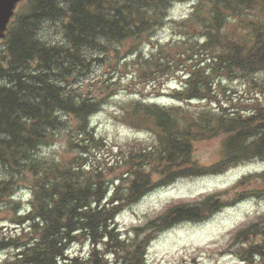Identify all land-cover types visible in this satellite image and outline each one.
Returning <instances> with one entry per match:
<instances>
[{"label": "trees", "instance_id": "1", "mask_svg": "<svg viewBox=\"0 0 264 264\" xmlns=\"http://www.w3.org/2000/svg\"><path fill=\"white\" fill-rule=\"evenodd\" d=\"M24 1L0 45V209H12L16 227L0 237V249L12 250L5 264H148L158 232L264 194L262 168L242 175L229 197L212 192L171 204L125 231L116 222L146 192L177 178L264 159V0H189V13L174 23L177 37L148 53L143 43L169 7L186 0ZM46 22L60 39L42 35ZM127 63L139 78L173 74L180 83L169 93L173 105L139 99L121 107L126 122L152 138L118 147L109 162L107 140L90 118ZM93 66L100 71L90 78ZM223 80H241L257 95H227ZM59 132L71 154L44 156L39 148ZM213 138L219 158L199 163L194 143ZM22 184L31 194L26 210L13 199ZM75 242L89 243L87 257L68 252ZM225 252L239 264H264V212L231 234Z\"/></svg>", "mask_w": 264, "mask_h": 264}, {"label": "rangeland", "instance_id": "2", "mask_svg": "<svg viewBox=\"0 0 264 264\" xmlns=\"http://www.w3.org/2000/svg\"><path fill=\"white\" fill-rule=\"evenodd\" d=\"M25 3L24 0L19 2L14 13H20ZM191 6L192 2L189 0L174 2L169 7L165 24L155 30L150 42L143 43V52L148 53L154 43H165L172 37L176 38L173 28L175 20L186 16ZM55 28L56 25L46 22L44 28L42 26L41 29L42 35L60 39ZM2 42L0 39V45ZM132 59L127 60L132 62ZM92 69L94 72L89 76L90 78L99 73L95 71H100V66H93ZM179 78L169 74L157 80H146L139 78L134 66L130 67L129 63L126 67L122 66L121 71H118L115 77L117 83L109 90L112 91L110 96L90 118L97 135L107 140L106 150L108 151L104 154V158L111 162L112 155L118 147L126 148L134 143H148L152 138L146 130L132 127L127 123L121 114V107L139 99L173 105L169 93L179 85ZM2 83L4 81L0 79V85ZM222 83L227 88V95L232 94L234 98L244 94L252 95L254 92H256L254 95H257L258 89L252 90L241 80H223ZM65 138L66 133L59 132L52 144L41 145L39 151L48 157L69 156L71 152L67 151L64 145ZM194 146L195 158L201 164L212 163L220 156V139L218 138L196 141ZM112 147L114 148L110 149ZM74 152L76 150L72 151ZM262 168H264V159L243 162L217 174L177 178L169 184L146 192L136 202L123 209L116 216L117 225L123 231L129 230L132 225L153 218L171 204L191 202L206 193L219 192L229 197L228 194L234 193V190L229 187L235 184L242 175L260 171ZM2 172L3 169L0 167V175ZM8 196L9 193L5 194L4 199L8 200ZM30 196L27 185L22 184V188L18 190L13 199L22 203L18 205L19 208L22 206L21 208L26 210V203ZM26 197L28 199L24 200ZM262 212H264V194L247 196L235 201L200 221H180L173 224L158 232L149 242L146 253L147 263L179 264L196 259L199 264H239L237 256L225 252L228 240L239 226L255 219ZM11 215L12 209H0V237L15 233L16 227L9 220ZM89 246L88 242L83 244L75 242L68 248V252L72 255L79 254L87 257ZM11 253V249L1 248L0 264H5L7 256Z\"/></svg>", "mask_w": 264, "mask_h": 264}, {"label": "water", "instance_id": "3", "mask_svg": "<svg viewBox=\"0 0 264 264\" xmlns=\"http://www.w3.org/2000/svg\"><path fill=\"white\" fill-rule=\"evenodd\" d=\"M19 1L21 0H0V37L4 35L7 23Z\"/></svg>", "mask_w": 264, "mask_h": 264}, {"label": "snow or ice", "instance_id": "4", "mask_svg": "<svg viewBox=\"0 0 264 264\" xmlns=\"http://www.w3.org/2000/svg\"><path fill=\"white\" fill-rule=\"evenodd\" d=\"M192 2L194 3V2H195V0H192Z\"/></svg>", "mask_w": 264, "mask_h": 264}]
</instances>
